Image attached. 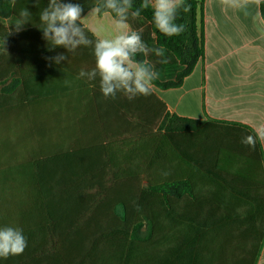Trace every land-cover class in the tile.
Wrapping results in <instances>:
<instances>
[{
  "label": "crops",
  "instance_id": "0c3cea01",
  "mask_svg": "<svg viewBox=\"0 0 264 264\" xmlns=\"http://www.w3.org/2000/svg\"><path fill=\"white\" fill-rule=\"evenodd\" d=\"M197 1L204 56L179 87L132 100L105 98L98 77L78 78L95 66L91 47L49 51L39 28L49 0L21 1L30 16L19 31L20 17L4 18L13 38L0 40V227L22 229L27 247L0 264L38 259L54 215L86 210L92 181L113 178V164L124 171L142 129L153 128L155 97L163 116L204 124L163 132L144 170L136 221L152 222V238L101 236L80 264H264V141L241 143L264 125V0ZM92 8L78 22L88 38L114 35L115 17ZM59 53L68 59H46ZM180 180L193 196L146 190Z\"/></svg>",
  "mask_w": 264,
  "mask_h": 264
},
{
  "label": "trees",
  "instance_id": "16d2710c",
  "mask_svg": "<svg viewBox=\"0 0 264 264\" xmlns=\"http://www.w3.org/2000/svg\"><path fill=\"white\" fill-rule=\"evenodd\" d=\"M21 1L0 0L2 45L7 38H13V34L3 25L4 18L8 16L21 18ZM63 2L80 3L84 14L90 8L102 4L103 0H63ZM141 3L142 0H133L132 10L138 8ZM185 3L190 5L191 9L187 13L181 10L178 14L176 23L185 25L184 32L179 36L166 37L160 33L154 25L151 8L143 10L140 18L132 19L129 16L128 23L131 29H142V39L149 48L161 46L165 48L167 64H160L161 58L153 52H149L147 56L140 54L136 57L137 60H147L159 72V79L153 82V86L159 89L179 87L204 56V36L198 27L199 16L203 13V3L197 0H185ZM46 6L47 2L43 9ZM261 13L264 18V2L261 4ZM85 33L89 36L87 31ZM92 39L95 41L94 37ZM155 101V123L151 129H142L134 160L130 158L124 171L115 164L110 166L113 178L92 181L95 193L86 197L89 205L86 210H60L57 213L58 219L57 215H54L51 224L41 229L44 231L46 243L40 249V256L38 259H32L28 264H80L97 238L117 231L129 235L134 241H148L152 238V222L147 218L136 221L140 193L144 188L141 179L144 170L163 132L194 131L204 124L201 120L177 115L163 116L166 106L156 97ZM146 190L162 194L164 197L193 196V188L189 180L149 185ZM59 200L63 202V197H59Z\"/></svg>",
  "mask_w": 264,
  "mask_h": 264
},
{
  "label": "clouds",
  "instance_id": "9594fccd",
  "mask_svg": "<svg viewBox=\"0 0 264 264\" xmlns=\"http://www.w3.org/2000/svg\"><path fill=\"white\" fill-rule=\"evenodd\" d=\"M151 8L153 22L156 29L166 37L179 36L185 30L184 24L176 23L178 14L190 11L191 6L185 0H142L135 10L133 0H103L102 4L94 6L88 15L114 14L115 34L111 37H96L95 41L89 39L84 27L79 21L82 19L83 7L80 3L63 2V0H49L47 6L41 11L39 27L43 39L49 44V51L62 47L67 52H75L81 46L91 47L95 66L91 71L81 70L78 78L87 77L89 80L99 78V87L105 98L115 99L122 93L129 100L138 96H149L152 92L153 82L159 79V72L147 60H137L140 54L147 56L153 52L160 57V64H167L165 48H149L142 39V29L132 30L128 24L129 16L132 19L141 17V12ZM21 19L16 26L21 27L29 23L30 12L25 9L20 13ZM95 35V34H94ZM51 59L60 64L67 60L64 53H59ZM255 136L247 135L241 143L255 147L257 139L264 141V125L254 129ZM27 247V239L22 229L13 227H0V258L20 255Z\"/></svg>",
  "mask_w": 264,
  "mask_h": 264
}]
</instances>
